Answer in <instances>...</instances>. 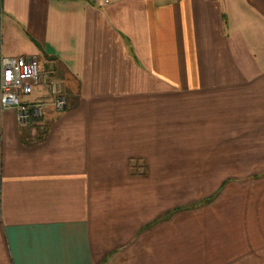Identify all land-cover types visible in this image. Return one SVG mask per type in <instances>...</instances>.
<instances>
[{
  "label": "crops",
  "instance_id": "obj_1",
  "mask_svg": "<svg viewBox=\"0 0 264 264\" xmlns=\"http://www.w3.org/2000/svg\"><path fill=\"white\" fill-rule=\"evenodd\" d=\"M2 57L69 105L0 104V264H264V0H0Z\"/></svg>",
  "mask_w": 264,
  "mask_h": 264
},
{
  "label": "built area",
  "instance_id": "obj_2",
  "mask_svg": "<svg viewBox=\"0 0 264 264\" xmlns=\"http://www.w3.org/2000/svg\"><path fill=\"white\" fill-rule=\"evenodd\" d=\"M23 96H33L34 100L24 101ZM0 104L3 110H15L21 125L32 127L42 123L48 106L64 112L69 96L64 81L42 71L35 58L2 57Z\"/></svg>",
  "mask_w": 264,
  "mask_h": 264
},
{
  "label": "rangeland",
  "instance_id": "obj_3",
  "mask_svg": "<svg viewBox=\"0 0 264 264\" xmlns=\"http://www.w3.org/2000/svg\"><path fill=\"white\" fill-rule=\"evenodd\" d=\"M240 150V149H239ZM245 151H246V153H245V155H246V157H245V160L246 161H249V159L248 158H250V156H248V152L249 153H254V158H255V160L256 159H260L261 160V162L262 163H245V164H243V170H244V172H248V171H251V170H255V171H264V147H261V148H251V149H247V148H245L244 149ZM229 151L230 152H232V150H231V148H229ZM257 155H260V156H258L257 157ZM240 164V163H239ZM237 165V164H230V167L232 166V167H236V166H241V165ZM240 171H242L241 169H240ZM213 182V184H214V186H215V184L217 183V181H212ZM219 182V181H218ZM207 185L208 184H210L209 183V181H207V182H205ZM204 184V183H203ZM205 185V184H204Z\"/></svg>",
  "mask_w": 264,
  "mask_h": 264
}]
</instances>
